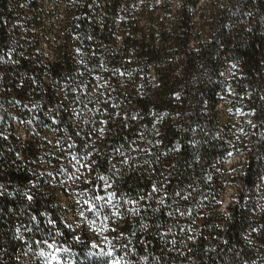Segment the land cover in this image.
Returning <instances> with one entry per match:
<instances>
[{"label": "trees", "instance_id": "trees-1", "mask_svg": "<svg viewBox=\"0 0 264 264\" xmlns=\"http://www.w3.org/2000/svg\"><path fill=\"white\" fill-rule=\"evenodd\" d=\"M0 264H264V0H0Z\"/></svg>", "mask_w": 264, "mask_h": 264}, {"label": "rangeland", "instance_id": "rangeland-1", "mask_svg": "<svg viewBox=\"0 0 264 264\" xmlns=\"http://www.w3.org/2000/svg\"><path fill=\"white\" fill-rule=\"evenodd\" d=\"M238 66H239V77H242L241 74L243 72V69H242V66L241 64L238 63ZM240 100H244V97L242 96L240 98ZM247 100V99H246ZM239 107V105H238ZM229 112L226 110L224 111L223 115L224 117H227L229 116ZM234 119H235V131H236V134H237V140H238V143H240L241 145L246 141L247 143H251L252 142V135H253V132H252V129L255 128L256 126V122L254 120V116L248 112V111H245L243 107H240L238 108V112L235 114L234 116ZM253 127V128H252ZM252 128V129H251ZM252 137V138H251ZM239 145V150H244V146H241ZM244 152L245 151H242L239 155V157L237 158V163L236 164H239L240 162H243V159H244ZM232 162H230L231 164ZM235 163V162H234ZM235 164V165H236ZM241 183H239L240 185ZM237 196L235 194V192L233 190H229L228 189V192L226 194V196L224 197V207L229 204L233 199L234 197Z\"/></svg>", "mask_w": 264, "mask_h": 264}, {"label": "snow or ice", "instance_id": "snow-or-ice-1", "mask_svg": "<svg viewBox=\"0 0 264 264\" xmlns=\"http://www.w3.org/2000/svg\"><path fill=\"white\" fill-rule=\"evenodd\" d=\"M97 199H100V197H97Z\"/></svg>", "mask_w": 264, "mask_h": 264}]
</instances>
